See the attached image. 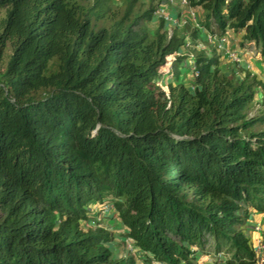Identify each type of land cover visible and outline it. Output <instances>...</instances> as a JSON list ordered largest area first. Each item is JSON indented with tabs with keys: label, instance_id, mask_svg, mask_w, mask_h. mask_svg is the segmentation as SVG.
<instances>
[{
	"label": "trees",
	"instance_id": "obj_1",
	"mask_svg": "<svg viewBox=\"0 0 264 264\" xmlns=\"http://www.w3.org/2000/svg\"><path fill=\"white\" fill-rule=\"evenodd\" d=\"M154 2L0 0V264L257 263L264 82L197 41L264 56V0H188L170 35Z\"/></svg>",
	"mask_w": 264,
	"mask_h": 264
},
{
	"label": "rangeland",
	"instance_id": "obj_2",
	"mask_svg": "<svg viewBox=\"0 0 264 264\" xmlns=\"http://www.w3.org/2000/svg\"><path fill=\"white\" fill-rule=\"evenodd\" d=\"M116 1L119 2L120 0H116ZM167 2H168L167 0H155L154 3L156 4L157 9L160 11V13L162 12L163 14L171 17L172 19L176 20L177 22H180V25L179 26H183V25L187 24V22L191 26H193V25L196 24V21H197L196 16L195 15H191V12L189 11V9H188L187 6L178 4L177 3V0H173V2H170V3H167ZM165 4H168V6L170 5V8L167 7ZM171 5H172V7L177 6L178 8H181L180 10H177L175 12L177 14L174 15V14H171L170 13V10L172 8ZM179 11L181 13H178ZM155 16H158V14H155ZM168 28H169V30L171 29L170 28V25L168 26ZM241 34L242 33L240 31L233 32L231 30L230 33L228 32V34L225 35L226 37L224 36L225 38L224 37L223 38L222 37L219 38V40H220V46H219V42L216 45V43L214 42V38L211 37L210 35H209V39H208L209 41L207 40L208 43H205V42H203V40H200V39L197 41V43H199V46L201 48L206 47L207 49H211V50H213L214 48H216V49L220 50V54L222 53L223 56H224V58L225 59L227 58L226 60L229 61L230 64H233V62H235L237 64L239 62L241 64V60L242 59H244L246 61V63L249 64L250 61L248 62V60H246V58H245L246 56H245L244 52L247 55H250V56H253L254 57V53H255L256 49L253 47L254 46L253 44H251V43H245L244 44V42H243V48H242ZM221 39H223V40H221ZM192 53H193V51L191 50V48H189L188 51H185L184 52V54H187V55H190ZM187 55L185 56L186 59H184V61H183V64H186V65L188 63L187 57L189 58V56H187ZM185 57H182V58H185ZM213 57L216 58V55L213 54ZM172 60L173 59L170 58V61H168V65H167L168 68L165 69L166 70V73H163V76L160 77L159 79H157L155 81V84L158 87H160L162 90H164L165 92L168 91V89L166 87V84L169 81H172V75H171L172 68L170 69V62ZM163 66H164V64L162 65V67ZM234 67H236V70H239L240 69V72L242 71L241 68H240L241 66L238 67L237 65H235ZM181 68H182L181 69V74L184 76L185 80H188L189 81L191 75L188 73L187 76H185L184 75V74H186L185 73V69H183V67H181ZM249 68L251 69L252 67L249 66ZM161 71L165 72L164 70H161ZM256 109H257V105H255V107L253 108L251 114L256 113ZM99 208L93 209V210H95V212L91 214V217L92 218H96L98 220V222H100V224L106 226L107 228H111L112 232H116V236L119 237L120 233L117 234L118 228L114 225L115 223H112L111 220H108L109 218L110 219L113 218L112 216H113L114 212H111V209L110 210L109 209L106 210L104 207L103 208L102 207H99ZM105 214H107V215H105ZM92 226H94V223H93ZM117 246L119 247L120 244L118 243ZM202 257H204V256H202ZM140 261H139V263H140ZM213 264H215V262H213Z\"/></svg>",
	"mask_w": 264,
	"mask_h": 264
},
{
	"label": "crops",
	"instance_id": "obj_3",
	"mask_svg": "<svg viewBox=\"0 0 264 264\" xmlns=\"http://www.w3.org/2000/svg\"><path fill=\"white\" fill-rule=\"evenodd\" d=\"M177 3L179 4L178 0H177ZM165 5L170 8V5L169 6H168V4H165ZM171 7H172V5H171ZM180 9L181 8H178L177 6L172 7L170 10V13L175 15V14H177L175 12L177 10H180ZM178 13H181V12L179 11ZM242 48H243V44H242ZM244 54L246 56L245 57L246 60H248V62L250 61L249 64L246 63V61L244 59L241 60V64L239 62H238V64L233 62V64L237 65L238 67L241 66L240 67L241 70H246V69L249 70L250 69L249 66L252 67L249 71H251L257 77L258 80H261L262 82H264V56H261L256 51L254 53V57L247 55L245 52H244ZM261 214H262V212L252 210V212L250 213V216H249V220L247 222V226L250 230V236L252 239V244H253L254 249L256 250V256L258 257V261L256 264H264V249L257 251V249L259 247L258 241H261V243L264 246V223L262 222ZM256 225H259L260 230H255L254 226H256ZM203 256L204 257H202V256L199 257L197 264H213V261L210 257H208L206 255H203Z\"/></svg>",
	"mask_w": 264,
	"mask_h": 264
},
{
	"label": "built area",
	"instance_id": "obj_4",
	"mask_svg": "<svg viewBox=\"0 0 264 264\" xmlns=\"http://www.w3.org/2000/svg\"><path fill=\"white\" fill-rule=\"evenodd\" d=\"M167 1H168V2H172L173 0H167ZM179 2H180L181 5H185V6H187V4H188V0H179ZM190 12H191V15H195L194 12H193L192 10H190ZM157 13H158L159 15H162L165 19H167L168 21H170L172 24H174V25L177 24V21H176V20H174V19H172L171 17H169V16L163 14L162 12L160 13L159 10H157ZM221 40H223V39H221ZM176 54H177V53L170 54V55L166 58V59H167V62L170 61V58L174 59V57L176 56ZM236 61H237V60H236ZM261 219H262V222L264 223V212L261 214ZM254 228H255V230H260L259 225L254 226ZM258 246H259V247H258L257 251L264 249V246H263V244L261 243V241H258Z\"/></svg>",
	"mask_w": 264,
	"mask_h": 264
},
{
	"label": "clouds",
	"instance_id": "obj_5",
	"mask_svg": "<svg viewBox=\"0 0 264 264\" xmlns=\"http://www.w3.org/2000/svg\"><path fill=\"white\" fill-rule=\"evenodd\" d=\"M172 2H173V1H172ZM178 2H179V0H178ZM167 3H170V2H167ZM179 4H180V2H179ZM161 9H162V8H161ZM157 10H158V9H157V7H156V8H155V14H158V13H157ZM189 11H190V9H189ZM158 17H162V18L164 19V21L167 22L168 26L170 25V28H171V29L169 30V28H168V35L171 34V30H172L173 26H177V25L179 26V25H180V22H177V24H175V25L172 24L170 21H168L167 19H165L162 15H159V14H158ZM187 42H188V41H187ZM186 44L188 45V43H186ZM219 46H220V44H219ZM253 47H254V46H253ZM253 49H254V48H253ZM175 53H177V52H175ZM172 54H173V53H172ZM178 55H179V53L176 54V56H178ZM176 56H175V57H176ZM175 57H174V59H175ZM174 59H173V60H174ZM173 60H172V61H173ZM172 61H171V62H172ZM171 62H170V65H171ZM166 65H168V62H167ZM167 67H168V66H167ZM124 243L126 244L125 247H126L128 250H130V251H131V250H132V251L136 250V248H134L132 242H130L129 240H125ZM131 253H132V252H131Z\"/></svg>",
	"mask_w": 264,
	"mask_h": 264
}]
</instances>
